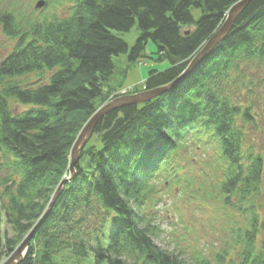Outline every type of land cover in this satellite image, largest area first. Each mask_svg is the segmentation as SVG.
Returning a JSON list of instances; mask_svg holds the SVG:
<instances>
[{
    "label": "trees",
    "instance_id": "obj_1",
    "mask_svg": "<svg viewBox=\"0 0 264 264\" xmlns=\"http://www.w3.org/2000/svg\"><path fill=\"white\" fill-rule=\"evenodd\" d=\"M40 1L45 8H69L62 17L20 24L0 7L3 33L15 41L0 62V264L70 177L76 138L113 89L115 58L127 55L129 67L143 58L167 63L148 71L144 83L145 92L162 89L185 73L242 0ZM135 26L140 36L130 47L120 34ZM149 43L157 48L151 56L145 54ZM263 68L264 0H253L178 87L97 122L93 137L100 146L91 137L83 148L74 177L20 264H264V239L258 244L264 218L254 204L262 196L264 158L246 149L238 125L255 123L254 106L244 98ZM34 73L35 82L19 81ZM12 102L25 109H13ZM192 149L210 153L204 165L221 176L225 211L237 209L246 218L243 229L232 231L241 245L237 260L227 261L224 249L212 259L198 251L183 257L152 241L151 212L162 188L192 184L183 155Z\"/></svg>",
    "mask_w": 264,
    "mask_h": 264
},
{
    "label": "rangeland",
    "instance_id": "obj_2",
    "mask_svg": "<svg viewBox=\"0 0 264 264\" xmlns=\"http://www.w3.org/2000/svg\"><path fill=\"white\" fill-rule=\"evenodd\" d=\"M40 0H2L0 7L15 13L18 22L25 24L32 18L36 20H48L49 16H65L69 8L68 4L58 5L54 10L50 8L37 9ZM45 8V9H44ZM44 11H40L43 10ZM51 9V10H49ZM40 11V12H39ZM195 15L197 13L195 12ZM135 26L130 32L120 34V36L133 47L140 36V30ZM15 41L9 40L3 33L0 26V62L13 49ZM147 56H151L157 51L153 43H149L145 50ZM116 79L112 83L107 103L121 97L139 94L144 91V83L150 70H164L167 63H159L147 58H143L133 67L128 66V56L121 55L115 58ZM142 63V64H141ZM125 70V71H124ZM38 74H31L19 79L20 82H35ZM254 87H251L252 94L247 95L244 99L247 104L254 106L255 123L253 125L244 124L239 121L238 125L243 129L244 146L251 147L256 153L262 154L264 158V68L254 73ZM122 85V87H121ZM139 92H136V90ZM106 103V104H107ZM105 104V105H106ZM13 109L22 111L24 106L13 103ZM103 106V105H102ZM93 137V136H92ZM92 139V138H91ZM91 144L100 146L97 137H93ZM210 153H202L195 149L186 156L187 176L191 179L192 184L188 190H180L176 185L168 189L162 188L158 198H161L157 208L151 212L153 221L151 225L153 240L156 246L177 255H191L198 251L201 255L207 254L211 259L213 255L224 249L226 250V259L237 260V252L241 245L236 237H233V229H243L247 223L246 218L237 209H228L225 211L223 202L218 192L219 178L221 177L216 170L206 169L205 160ZM194 161V162H193ZM186 175V174H185ZM256 211L259 217L264 218V182L262 186V196L257 199ZM242 215V216H241ZM258 244L264 239V234L260 235ZM26 240V239H25ZM23 241V243L25 242ZM21 244V246L23 245ZM19 246V247H21ZM17 247L15 252L9 258H4L1 264H7L10 259L20 249Z\"/></svg>",
    "mask_w": 264,
    "mask_h": 264
},
{
    "label": "water",
    "instance_id": "obj_3",
    "mask_svg": "<svg viewBox=\"0 0 264 264\" xmlns=\"http://www.w3.org/2000/svg\"><path fill=\"white\" fill-rule=\"evenodd\" d=\"M253 0H242L239 3H236L235 6H233L230 11L227 14V19L225 23L222 25V27L210 38V40L202 47L201 51L192 58L191 63L189 64L188 68L186 69L185 73L175 82L172 84L162 87V89H156L148 92H143L139 94L129 95L126 97H121L113 100L110 103H107L106 105H103L97 113L92 116V118L88 121V123L83 127V130L79 134L78 138H76V142L73 146L72 154H71V165H70V177L66 179L65 181H62L59 188L55 192V195L51 201V204L49 205L48 209L46 210L45 214H43V217L40 219L34 230L30 233L29 236H27L25 242L18 252L10 259V261L7 264H20L24 257L26 256L27 249L29 246V243L32 239V235L34 234L35 230L41 225V223L44 221V219L48 216L50 213L53 203H55L56 199L59 197L60 192L64 188L67 181H71V179L74 177L76 171L75 165L79 160V156L81 152L84 150L91 140V137L94 134L95 126L97 122L104 117L106 114H110L113 111L123 109L125 107L133 106V105H141L144 103L151 102L155 100L159 95H161L164 92L170 91L176 87H178L183 80H185L190 73H192L195 68L199 66L201 62H203L206 57L210 55V53L218 46L230 33V31L233 28V24L236 22L238 17L243 13V11L246 9L247 5ZM44 6V3H38L37 8H41Z\"/></svg>",
    "mask_w": 264,
    "mask_h": 264
}]
</instances>
